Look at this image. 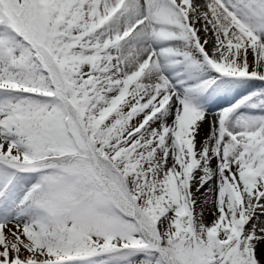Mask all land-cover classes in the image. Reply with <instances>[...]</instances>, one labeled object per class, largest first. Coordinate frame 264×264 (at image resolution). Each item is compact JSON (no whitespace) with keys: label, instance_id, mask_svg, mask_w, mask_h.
Returning a JSON list of instances; mask_svg holds the SVG:
<instances>
[{"label":"snow or ice","instance_id":"6c2138e0","mask_svg":"<svg viewBox=\"0 0 264 264\" xmlns=\"http://www.w3.org/2000/svg\"><path fill=\"white\" fill-rule=\"evenodd\" d=\"M0 264H264V0H0Z\"/></svg>","mask_w":264,"mask_h":264},{"label":"rangeland","instance_id":"374dc122","mask_svg":"<svg viewBox=\"0 0 264 264\" xmlns=\"http://www.w3.org/2000/svg\"><path fill=\"white\" fill-rule=\"evenodd\" d=\"M206 125H207V124H205L204 127H205ZM207 126H208V125H207ZM203 130H204V128L202 129L201 136H202ZM205 214H206V216H207L208 219H211V212H210V211H207Z\"/></svg>","mask_w":264,"mask_h":264},{"label":"bare ground","instance_id":"6f19581e","mask_svg":"<svg viewBox=\"0 0 264 264\" xmlns=\"http://www.w3.org/2000/svg\"><path fill=\"white\" fill-rule=\"evenodd\" d=\"M207 125L204 127V130H203V133H202V136H203V134H204V131H206L207 130Z\"/></svg>","mask_w":264,"mask_h":264}]
</instances>
